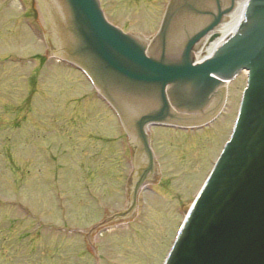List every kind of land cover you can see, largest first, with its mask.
Segmentation results:
<instances>
[{
    "label": "rangeland",
    "instance_id": "obj_1",
    "mask_svg": "<svg viewBox=\"0 0 264 264\" xmlns=\"http://www.w3.org/2000/svg\"><path fill=\"white\" fill-rule=\"evenodd\" d=\"M23 2L0 0V264H161L181 217L175 205L191 202L230 134L244 71L205 127L154 128L159 175L139 185L134 214L92 234L96 258L74 230L127 206L132 171L119 148L125 136L83 75L46 46L38 1ZM168 2L101 0V7L123 31L151 36Z\"/></svg>",
    "mask_w": 264,
    "mask_h": 264
},
{
    "label": "water",
    "instance_id": "obj_2",
    "mask_svg": "<svg viewBox=\"0 0 264 264\" xmlns=\"http://www.w3.org/2000/svg\"><path fill=\"white\" fill-rule=\"evenodd\" d=\"M56 1L64 18L58 33L97 83L126 81L123 74L132 79L126 81L131 86L137 81L141 87L159 84L161 89L186 83L214 87L219 83L215 76L247 71L232 135L166 264H264V0H250L235 32L198 63H193L192 46L219 24L234 2L221 10L220 1L214 0V21L194 33L179 56L157 58L150 49L158 42L162 46L177 25L182 0H170L160 31L145 44L110 24L96 0ZM210 1L190 0L205 5ZM217 35L211 33L208 42Z\"/></svg>",
    "mask_w": 264,
    "mask_h": 264
},
{
    "label": "bare ground",
    "instance_id": "obj_3",
    "mask_svg": "<svg viewBox=\"0 0 264 264\" xmlns=\"http://www.w3.org/2000/svg\"><path fill=\"white\" fill-rule=\"evenodd\" d=\"M231 1L234 2V0H231ZM231 1H229V3ZM246 2H247V0H238L237 7H235L234 4H233V6L235 8H233L231 11H227L226 10L225 16H226L227 19H229V21H226V18L223 19V15H222V18H221L222 20L220 19L221 20V26L218 27V29H217V31L220 32L219 35L221 37L226 36L228 34H231L235 30V28L237 27V25L239 24L240 20L243 17V12H244V8H245V5H246ZM176 35H177L176 30L173 29V32L170 31V33L168 34V38L169 39L174 38V40H177L178 37ZM217 41L213 42L209 46H204L203 48H199L196 51V55L200 54L202 52H206V51L210 52L213 49V47L215 46V44L217 43ZM163 44H165V43H163ZM161 53H162V55L165 58H170V56H171L169 52L165 53L163 50L158 51L157 55H160ZM188 86H189V88H191L192 87V83H188ZM175 87H177V86H172V89H174ZM200 98H201V100H205L204 95H202Z\"/></svg>",
    "mask_w": 264,
    "mask_h": 264
},
{
    "label": "flooded vegetation",
    "instance_id": "obj_4",
    "mask_svg": "<svg viewBox=\"0 0 264 264\" xmlns=\"http://www.w3.org/2000/svg\"><path fill=\"white\" fill-rule=\"evenodd\" d=\"M214 108V107H213ZM207 114H209V113H207Z\"/></svg>",
    "mask_w": 264,
    "mask_h": 264
}]
</instances>
